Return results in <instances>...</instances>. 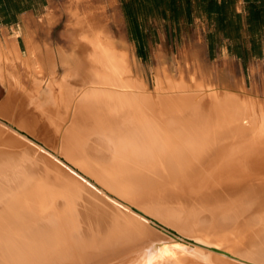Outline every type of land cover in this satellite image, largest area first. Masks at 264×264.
I'll return each instance as SVG.
<instances>
[{
  "label": "bare ground",
  "instance_id": "6f19581e",
  "mask_svg": "<svg viewBox=\"0 0 264 264\" xmlns=\"http://www.w3.org/2000/svg\"><path fill=\"white\" fill-rule=\"evenodd\" d=\"M78 3L69 50L27 17L0 33V264H264V101L191 72L187 53L150 91Z\"/></svg>",
  "mask_w": 264,
  "mask_h": 264
},
{
  "label": "rangeland",
  "instance_id": "374dc122",
  "mask_svg": "<svg viewBox=\"0 0 264 264\" xmlns=\"http://www.w3.org/2000/svg\"><path fill=\"white\" fill-rule=\"evenodd\" d=\"M73 1L75 0H0V24L8 22L6 29L5 26L0 28V33L5 30L13 32L22 23V11L32 8L34 19L28 16L23 19L27 17L32 20L36 40L49 43L53 48L60 46L69 50L74 44V36L67 35L66 8L73 5ZM79 1L81 2L78 3ZM79 1L76 0L82 10H88L91 6L95 8L100 15L99 19L107 26L114 39L129 50L131 60L138 65L150 91L155 88L153 77L156 69L165 67L177 79L179 67L184 65L183 56L187 53L192 63L191 72L195 71V65H199V76H205L207 72L206 77L211 79L209 81L215 84L228 83L233 88L232 92L238 95L243 94L238 89L245 86L250 95L264 101V55L258 56L255 53L257 47H253L252 55L248 52L245 59H238L234 54L238 47L227 46L224 41L218 43L212 35L213 27L210 24L207 28L205 20L199 18V12L192 10L191 15H180L179 8L172 6L171 0ZM166 6H171L172 13ZM49 11H53L56 17L50 32L41 24ZM176 16L179 20H176ZM18 35L19 45L24 50V38L22 34ZM205 35L209 36L206 41ZM160 51L163 52L162 58L157 56ZM194 60L196 62L193 63ZM6 97L7 91L0 80V103Z\"/></svg>",
  "mask_w": 264,
  "mask_h": 264
},
{
  "label": "crops",
  "instance_id": "0c3cea01",
  "mask_svg": "<svg viewBox=\"0 0 264 264\" xmlns=\"http://www.w3.org/2000/svg\"><path fill=\"white\" fill-rule=\"evenodd\" d=\"M172 6L179 8L180 15H191L192 10L199 12L207 28L210 24L213 27L212 35L218 43L224 41L227 46L238 47L234 53L238 59H245L248 52L252 55L253 47H257L258 56L264 55V0H172ZM22 13L34 19L32 8ZM176 20H179L177 16ZM7 23L2 22L0 28H7ZM208 37L205 35V41ZM16 38L19 44L18 36Z\"/></svg>",
  "mask_w": 264,
  "mask_h": 264
},
{
  "label": "water",
  "instance_id": "95a60500",
  "mask_svg": "<svg viewBox=\"0 0 264 264\" xmlns=\"http://www.w3.org/2000/svg\"><path fill=\"white\" fill-rule=\"evenodd\" d=\"M20 132H21V133H24L23 131H20ZM132 209H134V210H138V209H136L135 207H132ZM150 224H151L155 229L160 230L163 234L167 235V236L170 237V238H177V237H178L177 232H176L174 229H172V228H170V227H167V226L163 225L162 223H160L159 221H157V220L154 219V218H150ZM179 242L187 246L188 243H192V239H190V238H188V237H184V238L182 239V241H179ZM211 249H213V250H215V251H221V250H219V249H214V248H211ZM221 252H223V251H221ZM223 253L228 254L227 252H223Z\"/></svg>",
  "mask_w": 264,
  "mask_h": 264
},
{
  "label": "trees",
  "instance_id": "16d2710c",
  "mask_svg": "<svg viewBox=\"0 0 264 264\" xmlns=\"http://www.w3.org/2000/svg\"><path fill=\"white\" fill-rule=\"evenodd\" d=\"M154 1H155V0H154ZM171 1H172V0H171ZM155 2H156V1H155ZM157 5H158V4H157ZM162 7H163V6H162ZM165 8L171 9V6H169V7L166 6Z\"/></svg>",
  "mask_w": 264,
  "mask_h": 264
}]
</instances>
